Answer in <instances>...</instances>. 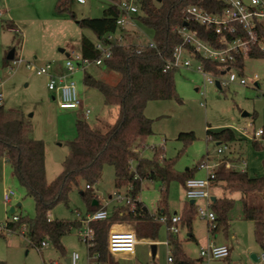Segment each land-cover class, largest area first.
I'll return each mask as SVG.
<instances>
[{
  "label": "rangeland",
  "instance_id": "rangeland-1",
  "mask_svg": "<svg viewBox=\"0 0 264 264\" xmlns=\"http://www.w3.org/2000/svg\"><path fill=\"white\" fill-rule=\"evenodd\" d=\"M58 1L0 0V12H3L0 17V91L4 93L5 107L12 111H22L30 117L33 136L44 141L46 176L49 181L63 170L62 162L69 151L68 143L77 136L78 119H85L92 127L105 132L118 117L119 107L107 105L104 95L98 89L85 84V76L92 75L111 85H115L121 77L119 73L107 71L104 65L94 63L84 67L76 64L73 73H69L64 66L67 53L81 51L83 35L92 41L97 40L91 30L79 27L78 20L101 17L110 4L109 0H85L84 3L69 0L75 18L67 12H59ZM139 14L127 26L132 29L127 37L128 44L147 43L152 39L151 30L141 22ZM11 50H14L15 59H8ZM17 58L23 62L16 63ZM27 62L37 67L51 62L53 74L67 75L68 79L74 80L78 98L84 107L90 108V115L86 117L82 109L60 108L56 97L58 91H51L47 87L48 76L38 75L27 67ZM196 66V62H193L192 68H182L175 72L176 89L181 101L175 98L152 100L144 110V114L152 119L153 134L146 141L143 156L151 159L154 156L153 147H161L164 156L176 158L175 168L179 172L195 169L206 157H210L211 163L217 159L225 160L219 158L218 144L208 139L207 129L230 127L238 134L241 133L239 129L245 127L250 131L259 128L264 130V58L245 57L244 74L249 79L247 85L233 83L221 89L215 83L205 82ZM253 77L257 78V83ZM243 113L248 115L243 116ZM249 124L252 127H248ZM190 131L196 136L192 142L184 143L178 138L180 133ZM246 137L240 147L251 166L249 175L261 176L264 174V136L256 139L258 147L254 145L251 133ZM229 146L225 155L233 156L239 144L232 143ZM206 174L204 169L194 170L195 177H205ZM85 187L83 181L73 187L68 204L58 203L50 218L75 220L76 210L86 213L87 206L81 194ZM93 189L101 202L107 204L109 213H112L114 206L123 204L115 199L117 188L112 165L104 166ZM160 189V181H145L138 193L140 201L152 215L157 214ZM7 190L15 193L10 203H6L3 198ZM125 191V188L120 189L122 194ZM210 193L212 196L234 199V205L228 212L229 235L226 236L222 228L213 233V221L199 217L196 212L191 231L186 223L179 225L177 236L184 251L192 258H199L200 245L226 243L231 246L229 257L204 259V264H251V254H259L262 248L254 237V221L244 217L242 194L225 190L222 182L210 189ZM187 201L183 185L176 180L172 181L168 191V214L181 215ZM18 203L21 205L18 206ZM205 204V201L197 200L195 206L197 208ZM10 207H14L16 214L22 217H34L36 213L34 198L27 194L15 177L12 165L0 159V223L12 219ZM210 210L214 211L212 207ZM158 224L160 226L155 240L142 243L134 257L130 258L131 255L127 253L117 254L126 257L124 260L119 259L120 264H169V232L165 224ZM129 225L128 229H133ZM191 232L194 237L189 236ZM62 244L65 248L63 254L52 243L38 250L30 244L25 234L15 230L0 235V260L6 264L63 263L66 257L77 252L80 256L78 264H87L88 246L82 240L79 229L73 228L65 235ZM152 244L156 245L154 254Z\"/></svg>",
  "mask_w": 264,
  "mask_h": 264
},
{
  "label": "trees",
  "instance_id": "trees-1",
  "mask_svg": "<svg viewBox=\"0 0 264 264\" xmlns=\"http://www.w3.org/2000/svg\"><path fill=\"white\" fill-rule=\"evenodd\" d=\"M140 11L138 18L151 30L152 39L157 44L155 48L137 49L134 43L129 45H115L112 55L104 59L107 71L120 74L115 85L86 75V85L98 89L107 105L119 107L116 121L103 132L92 127L85 119L76 122L77 136L69 141V151L62 162L63 170L52 181L46 176L45 143L33 136V126L30 117L22 111H12L4 105L0 106V159H6L13 167L14 175L25 188L28 195L35 200V216L19 217L18 221L10 222L13 230L26 227L25 235L30 244L38 250L44 242L52 243L55 249L63 254L65 248L62 238L73 228L79 229V220L51 219L50 214L58 203L68 204L69 194L73 187L80 182L90 188L81 190L87 206V212H94L102 207L101 200L93 189L99 180L104 166L114 167L115 186L125 188L127 193L138 197V193L145 181L161 182V198L158 200L157 214L152 215L147 208L138 202L135 213L129 211L127 205L114 206L112 213L105 220L92 221L90 226L94 231V244L88 247L89 253H98L100 262L114 263L113 254L108 249V233L115 222H135V232L138 237L155 239L159 224L155 216L168 214V191L172 181H178L185 188L187 179L194 177L195 169L184 172L176 170V158L164 156L161 147L154 146V156L149 159L142 154L146 141L153 134L152 119L144 114L148 102L159 99L175 98L181 101L175 82V72L178 69L164 71V59L170 57L172 50L181 42V38L172 31V27L184 23L183 9L188 4H197L208 9L219 10L224 4L216 0H137ZM59 12H67L72 18L75 13L70 10L69 0H59ZM120 10L110 3L101 17H84L78 20L80 28L91 30L98 39L104 35L117 31V19ZM189 27L196 30L201 39L215 48L225 47L224 42L212 30L189 22ZM81 54L85 58L100 56L92 41L86 35L81 39ZM245 57L264 58V50L253 49L248 56L237 54L233 66L239 74H244ZM15 58V56H14ZM207 70L218 73L221 63L198 57ZM221 89V88H220ZM208 139L228 145L239 143L235 131L230 127L217 130L207 129ZM178 138L184 143L192 142L196 136L194 132H182ZM256 147L258 140H253ZM237 146V145H236ZM239 150V149H238ZM233 156L225 155V160L239 162L244 158L243 151ZM223 183L225 190L242 194L243 214L247 220L254 221V237L264 250V174L250 176L246 171L228 170L220 166L216 170L214 184ZM131 189H128L129 186ZM263 200L258 203L256 198ZM96 201V203H95ZM234 205V199L215 197L210 207L214 210L215 220L211 228L217 232L220 228L229 235L228 212ZM107 208V206H106ZM197 208L189 201L183 207L180 225L186 223L192 230V221ZM193 237V235H191ZM167 243L171 247L173 264H204L202 258H192L183 249L177 234L168 233ZM0 264H6L0 260Z\"/></svg>",
  "mask_w": 264,
  "mask_h": 264
},
{
  "label": "built area",
  "instance_id": "built-area-1",
  "mask_svg": "<svg viewBox=\"0 0 264 264\" xmlns=\"http://www.w3.org/2000/svg\"><path fill=\"white\" fill-rule=\"evenodd\" d=\"M80 3H84L85 0H77ZM224 4L223 8L212 10L204 6L197 4H188L184 7L183 12L184 23L175 25L172 27V31L175 32L181 38V42L174 47L170 57L164 59V71L169 69H182L192 68L193 62H196V69L202 73L205 82L207 83H219L220 88L227 87L230 84L237 83L240 85H247L249 79L245 75L238 73L233 66L237 54H243L248 56L249 53L257 48L264 50V0H216ZM110 3L115 5L120 10V16L118 17L117 31L110 32L104 35L103 39L95 41V47L99 51L100 56L96 58H85L81 52L77 53L74 50L66 57L64 66L69 73L75 71L76 64L84 67L89 63L96 65H102L104 59L111 57L112 47L115 45H129L127 37L129 34V28L127 26L130 22H133L134 16L140 11L137 0H109ZM2 14V12H0ZM189 22H195L203 26L206 30H212L220 37V40L224 42L225 47L215 48L201 39L198 32L189 27ZM137 49L155 48L157 44L153 39H150L147 43H134ZM201 58L209 59L215 62L221 63V70L218 73L207 70ZM15 59V58H14ZM16 63L23 62L22 59L17 58ZM27 67L36 71L38 75H47L48 82L47 87L49 90H57V103L60 108L82 109L84 115L87 117L90 115V108L83 106L81 100L78 98L76 84L72 79H68L67 75H55L53 74L52 63L47 62L41 66H36L30 62L26 63ZM253 80L257 83V78L253 77ZM4 105V93L0 91V106ZM248 127H252L249 124ZM241 133L246 136L251 133L253 139H258L263 136L264 130L262 128L249 130L247 127L239 129ZM230 146L227 143H219L217 146V154L219 158H223ZM224 166L228 170L234 171H246L247 161L241 159L239 162H233L231 160H216L211 163L210 157L203 159L198 169L206 170L205 177H191L187 179L185 183V193L189 200L205 201V205H198L197 215L208 221L215 220V214L210 210L212 202V195L210 189L214 184L216 178V170ZM86 188H90L86 185ZM130 185L128 189H131ZM15 195L13 190H7L4 195V201L10 203ZM115 199L123 204L127 205L129 211L135 213L138 209V197H133L125 191L123 194L120 189H117L114 193ZM78 220L82 223L79 228V234L82 240L88 247L94 244V231L90 226V222L105 220L109 217V211L106 206H102L100 209L81 215L77 210L75 211ZM17 215H12V219L6 220L4 223H0V235L13 233L10 226V222L18 221ZM156 221L165 224L169 233L178 234L181 216L180 215H160L155 216ZM110 227L108 233V249L113 255L118 253L132 254L135 251L137 244V235L133 229H119L116 227ZM22 234H25L26 227L22 226L19 230ZM168 244V243H167ZM49 245V242H44L43 246ZM168 263L173 264L172 251H168ZM230 255L229 246L226 244L209 243L207 245L200 246V256L202 259H223ZM89 258L92 259L90 264H99V254L90 253ZM79 254L73 252L70 257V264H78ZM54 264H65L54 262ZM252 264H264V250H261L257 254V260Z\"/></svg>",
  "mask_w": 264,
  "mask_h": 264
},
{
  "label": "crops",
  "instance_id": "crops-1",
  "mask_svg": "<svg viewBox=\"0 0 264 264\" xmlns=\"http://www.w3.org/2000/svg\"><path fill=\"white\" fill-rule=\"evenodd\" d=\"M3 15V12H2V14H0V17ZM130 30H132V29H130ZM15 56V55H14ZM244 69H245V67H244ZM245 75V74H244ZM4 106H5V104H4ZM248 115V114H247ZM233 129V128H232ZM234 131H235V134H236V136L238 137V138H241L242 140H244V139H246L247 137L246 136H244L242 133H237V131L235 130V129H233ZM263 136H264V134H263ZM242 140L238 143L239 144V150L238 151H242V149H241V147H240V144H241V142H242ZM235 155V154H234ZM244 159H246V161H247V158L245 157V155H244ZM6 160V159H5ZM7 161V160H6ZM251 168V166H250V163L249 162H247V172L249 173V169ZM263 170H264V167H263ZM263 175V174H262ZM261 175V176H262ZM254 177V176H253ZM215 185L216 184H213L212 185V187H211V189H213L214 187H215ZM212 197H217V196H212ZM138 199H139V197H138ZM257 200V199H256ZM139 201H140V199H139ZM257 202L258 203H263V200H260V199H258L257 200ZM102 203V202H101ZM142 204H143V202H141ZM106 203H102V206H107V204L105 205ZM144 205V204H143ZM107 209H108V206H107ZM81 215H85L86 213H88L87 211H86V213H82V212H80V211H78ZM76 213V212H75ZM174 215V214H173ZM75 220H78V216H77V214H76V218H75ZM128 224H130L131 225V227H133V230L135 231V222H115L114 224H112V225H114V227H116V228H119V229H128V228H130V227H128ZM129 225V226H130ZM136 233V232H135ZM191 235H193V237H194V234L191 232V233H189V236H191ZM137 239H138V241H137V244H136V246H135V251H134V253H132V254H128V255H131L130 256V258H132V257H134L135 256V254H137V250H139V248H140V245L142 244V243H145V242H153L155 239H152V238H146V237H138L137 236ZM167 240H168V238H167ZM213 243H216V244H226V243H218V242H213ZM209 244V243H208ZM153 245V244H152ZM152 245H151V247H152ZM155 245V244H154ZM168 245V244H167ZM205 245V244H204ZM207 245V244H206ZM226 245H228L229 246V249H230V253H231V246L229 245V244H226ZM169 246V245H168ZM200 246H202V245H200ZM153 250V249H152ZM169 250H171V247L169 246ZM168 250V251H169ZM155 251H156V245H155ZM153 252V251H152ZM89 251H88V255H87V264H90L91 263V261H92V259H90L89 258ZM199 255H200V250H199ZM230 256V255H229ZM228 256V257H229ZM71 257V256H70ZM70 257H66L65 258V261H64V263L65 264H68L67 263V259H70ZM79 258H80V256H79ZM122 258V259H121ZM124 258H126V257H120V256H118V255H113V259H114V263H112V262H110V261H106V262H100L99 261V264H120V261L121 260H124ZM199 258H201V256L199 257ZM119 259H121V260H119ZM79 260V259H78ZM252 260V259H251ZM52 264H54V263H52ZM251 264H252V262H251Z\"/></svg>",
  "mask_w": 264,
  "mask_h": 264
},
{
  "label": "water",
  "instance_id": "water-1",
  "mask_svg": "<svg viewBox=\"0 0 264 264\" xmlns=\"http://www.w3.org/2000/svg\"><path fill=\"white\" fill-rule=\"evenodd\" d=\"M158 1H160V0H158ZM61 51H64V50L61 49ZM68 55H69V53L66 54V56H68ZM8 59H14V50L10 51V53L8 54ZM216 85H217L218 88H220V84L218 82L216 83ZM246 115H247V113H243V116H246ZM212 200H215V197H212ZM95 203H96V201H95ZM190 203H194V201L191 200ZM20 205H21V203H18V206H20ZM14 212H15V208L14 207H10L9 213L13 214ZM152 249H153L152 251H153V254H154L155 253V245L154 244L152 245ZM251 259L253 261H256L257 260V254L252 253L251 254ZM67 263L70 264V259H67Z\"/></svg>",
  "mask_w": 264,
  "mask_h": 264
}]
</instances>
